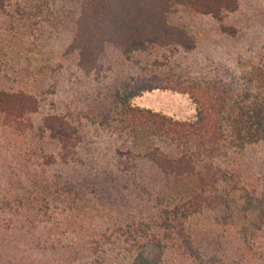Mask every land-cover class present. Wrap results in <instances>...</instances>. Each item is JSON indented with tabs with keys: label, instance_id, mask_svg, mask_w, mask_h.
Segmentation results:
<instances>
[{
	"label": "trees",
	"instance_id": "16d2710c",
	"mask_svg": "<svg viewBox=\"0 0 264 264\" xmlns=\"http://www.w3.org/2000/svg\"><path fill=\"white\" fill-rule=\"evenodd\" d=\"M24 1L42 11L60 0ZM76 1V8L64 12L75 16L68 52L86 76L100 73L108 47L127 57L169 52L185 58L195 53V37L169 21L179 7L215 20L218 34L235 50L228 62L207 53L205 67L197 65L200 73L178 76L185 78L184 85L137 77L122 105V119L105 115L91 131L70 107L34 121L41 107L37 96L1 90L0 120L25 142L30 165L51 176L35 216L52 212L60 197L76 202L74 196L89 193L118 207L136 197L148 215L140 224L120 223L114 239L101 235L76 247L36 243L44 252L60 249L61 259L29 262L7 250L0 252V264H106L110 241L126 256L124 264H264V41L230 24L240 1ZM8 17L17 22L15 15ZM156 89L189 94L197 105L196 120H177L128 103ZM145 197L155 198L154 203ZM213 212L218 215L211 222L232 223L236 230L204 244L197 226ZM10 238L3 234L2 241L10 245Z\"/></svg>",
	"mask_w": 264,
	"mask_h": 264
},
{
	"label": "rangeland",
	"instance_id": "374dc122",
	"mask_svg": "<svg viewBox=\"0 0 264 264\" xmlns=\"http://www.w3.org/2000/svg\"><path fill=\"white\" fill-rule=\"evenodd\" d=\"M239 1L240 8L231 16L230 24L243 26L264 41V0ZM58 2L53 5L54 8L47 7L41 11L24 0H0V91H26L37 96L41 107L33 116L34 121L45 114L66 111L70 107L74 118L81 120V124L91 131L95 122L105 115L122 119V105L135 86L134 79L137 77L147 75L154 82L161 78L165 82L170 81V84L184 85L185 78L179 79L178 76L200 73V67H205L204 61L208 62L205 59L207 53L210 57L228 62L235 50L230 46L232 43L218 34L215 20L179 7L170 14L169 21L184 27L195 37L198 43L195 53L185 58L169 52H140L127 57L119 50L108 47L101 60L100 73L86 76L78 70L76 56L68 52L75 16L71 12L65 13L76 8L78 1ZM9 14L17 17V24L10 23ZM21 19L28 24L22 26L18 22ZM225 22L228 24L229 20ZM197 65L201 66L197 68ZM244 67L245 62L239 70ZM128 103L153 109L177 120L195 121L197 118V105L189 94L173 89L146 91ZM30 163L25 142L0 120V252L8 250L29 262L45 258L61 259L60 249L56 253L44 252L36 248V243L55 246L69 243L76 247L96 242L102 239L101 235L108 234L110 239H114L112 233L120 223L135 221L140 224L146 220L148 213L143 206L140 208L137 205L140 199L128 198L118 207L113 200H97L92 193L77 194L74 196L76 202H72V198L69 201L65 196L60 197L53 202L52 212L49 209V214L43 218L35 216L41 207V190L51 176ZM63 169L65 171V167L58 171ZM146 199L150 204L155 200ZM34 210L35 213H32ZM217 215V212L210 213L197 226L204 244L210 243L219 234L229 235L236 230L231 222L232 225L211 222L212 217ZM121 233L117 232L118 235ZM3 234L11 236L10 245L2 241ZM16 239H19L20 245L15 242ZM105 253L106 264H124L127 261L111 241L105 245Z\"/></svg>",
	"mask_w": 264,
	"mask_h": 264
}]
</instances>
